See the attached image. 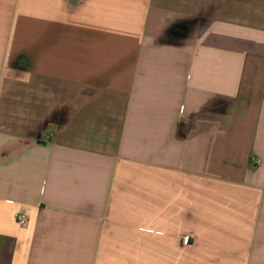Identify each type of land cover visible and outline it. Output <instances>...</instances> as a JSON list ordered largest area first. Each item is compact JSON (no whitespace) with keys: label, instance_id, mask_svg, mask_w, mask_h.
Segmentation results:
<instances>
[{"label":"crops","instance_id":"crops-1","mask_svg":"<svg viewBox=\"0 0 264 264\" xmlns=\"http://www.w3.org/2000/svg\"><path fill=\"white\" fill-rule=\"evenodd\" d=\"M0 264H264V0H0Z\"/></svg>","mask_w":264,"mask_h":264},{"label":"built area","instance_id":"built-area-1","mask_svg":"<svg viewBox=\"0 0 264 264\" xmlns=\"http://www.w3.org/2000/svg\"><path fill=\"white\" fill-rule=\"evenodd\" d=\"M16 220H17V223L20 225V226H27L29 220H30V216L27 212L25 211H20L17 213L16 215Z\"/></svg>","mask_w":264,"mask_h":264}]
</instances>
